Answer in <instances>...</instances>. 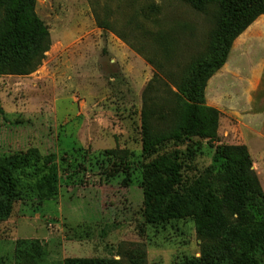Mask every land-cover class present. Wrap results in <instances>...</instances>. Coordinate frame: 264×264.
I'll use <instances>...</instances> for the list:
<instances>
[{
    "label": "rangeland",
    "instance_id": "rangeland-1",
    "mask_svg": "<svg viewBox=\"0 0 264 264\" xmlns=\"http://www.w3.org/2000/svg\"><path fill=\"white\" fill-rule=\"evenodd\" d=\"M36 2L51 44L31 74L0 75V157L38 152L60 190L56 199L17 201L0 221V264H198L212 223L190 215L147 224L144 166L171 158L193 184L220 170V149L246 146L264 191V15L208 81L206 104L221 115L217 138L190 145L166 137L178 129L179 88L208 52L214 17L188 0ZM146 128L164 139L151 157ZM31 174L30 183L42 177Z\"/></svg>",
    "mask_w": 264,
    "mask_h": 264
},
{
    "label": "trees",
    "instance_id": "trees-1",
    "mask_svg": "<svg viewBox=\"0 0 264 264\" xmlns=\"http://www.w3.org/2000/svg\"><path fill=\"white\" fill-rule=\"evenodd\" d=\"M188 1L197 12L211 15L218 23L207 54L189 67L179 88L183 99L180 124L166 137L191 145L195 138H217L221 115L206 104L208 81L225 65L235 40L264 15V0ZM36 4V0H0V75H29L45 58L50 36L37 16ZM96 21L101 29H111L108 22L98 17ZM146 130L143 152L151 157L164 139ZM189 152L195 156L190 147ZM216 161H221L220 170L209 168L193 184L184 180L181 166L171 158L144 166L145 221L164 224L190 215L206 219L213 227L206 233L208 244L198 264H264V191L251 154L246 146L224 147ZM33 168L42 177L30 183ZM59 180L50 159L43 160L36 151L0 157V221L10 216L19 200L56 199ZM226 213L237 216L235 224L228 222ZM66 264L117 263L75 259Z\"/></svg>",
    "mask_w": 264,
    "mask_h": 264
}]
</instances>
